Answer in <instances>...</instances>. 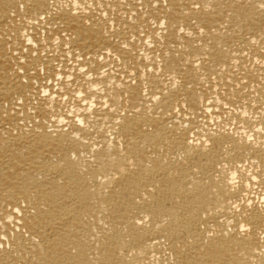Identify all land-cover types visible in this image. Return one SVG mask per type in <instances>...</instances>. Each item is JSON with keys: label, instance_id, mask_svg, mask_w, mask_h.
I'll use <instances>...</instances> for the list:
<instances>
[{"label": "bare ground", "instance_id": "obj_1", "mask_svg": "<svg viewBox=\"0 0 264 264\" xmlns=\"http://www.w3.org/2000/svg\"><path fill=\"white\" fill-rule=\"evenodd\" d=\"M0 264H264V0H0Z\"/></svg>", "mask_w": 264, "mask_h": 264}, {"label": "snow or ice", "instance_id": "obj_2", "mask_svg": "<svg viewBox=\"0 0 264 264\" xmlns=\"http://www.w3.org/2000/svg\"><path fill=\"white\" fill-rule=\"evenodd\" d=\"M81 123H83V122L81 121Z\"/></svg>", "mask_w": 264, "mask_h": 264}]
</instances>
